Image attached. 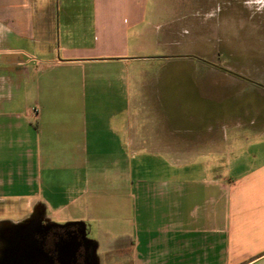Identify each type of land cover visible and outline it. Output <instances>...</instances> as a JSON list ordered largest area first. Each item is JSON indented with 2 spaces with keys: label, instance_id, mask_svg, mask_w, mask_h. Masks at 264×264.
Wrapping results in <instances>:
<instances>
[{
  "label": "crops",
  "instance_id": "crops-1",
  "mask_svg": "<svg viewBox=\"0 0 264 264\" xmlns=\"http://www.w3.org/2000/svg\"><path fill=\"white\" fill-rule=\"evenodd\" d=\"M234 1L0 0V148H25L9 175L0 153V207L20 178L25 189L10 196L28 211L0 227L81 224L95 249L96 220L102 253L127 254L128 264H264V110H172L169 72L159 69L169 52L212 41L218 22H233ZM252 141L256 151L242 154ZM137 154L177 170L148 185ZM25 261L41 264L0 251V264Z\"/></svg>",
  "mask_w": 264,
  "mask_h": 264
},
{
  "label": "rangeland",
  "instance_id": "rangeland-1",
  "mask_svg": "<svg viewBox=\"0 0 264 264\" xmlns=\"http://www.w3.org/2000/svg\"><path fill=\"white\" fill-rule=\"evenodd\" d=\"M238 1H234L231 7L229 6L227 9V13L232 12L234 21H231L228 26L224 22H218L217 34L213 36L212 41L200 45H187L189 49L187 48L184 52L168 53L170 55L169 61L172 60V63H166L159 69L169 72L168 79L163 84L165 89L163 94L167 98L170 109L186 111L210 109L264 110L260 98V92H264V84L258 80V78L261 79V75L264 76V44L259 41V28L262 26L259 18L261 13H257L260 3L257 0H248L247 7L244 4L245 0L241 5ZM262 4L264 6V2ZM224 45L229 46L228 51L224 49ZM160 53L165 54L166 52ZM177 69L181 72L179 79L173 73ZM210 69H216L219 73H215V76L214 73L210 75ZM224 73L230 76L226 77ZM232 76L236 80H231ZM205 91L211 93V101L194 97L199 92ZM7 135L16 138L18 134L14 130L9 131ZM254 144L255 141H252L248 147L239 148V150L242 151V154H244L243 151L253 154L256 151ZM192 149L186 148L184 164L186 173L194 170L193 163H191ZM24 150L25 148H21L15 143L13 146L0 148V153L4 156L3 168L8 175L12 171L17 172L23 165L21 153ZM137 155V175L138 177H148L146 178L149 181L148 185L153 182V186H159V180H151V177L159 178L160 173L164 171L172 173L177 170L175 166L166 167L161 163L148 162L144 157L141 158L143 155ZM140 179L142 180H137L138 186L140 181L144 180V178ZM20 181L22 179L15 178V184L6 185L3 194L4 200L2 201L3 206L0 207V219L17 221L28 213L27 210L20 208L18 202L10 196L12 192L25 189ZM143 184L144 182H142V186ZM157 202H159V198ZM149 217L153 218L152 213H149ZM153 219L159 222V212ZM88 223L92 226L91 230L89 229L91 232L88 233V238L95 242V246L97 245L94 249L97 264H128L127 254L122 259H115L112 253H102L100 248L102 244L100 243L98 246L97 243V240L100 239L97 234L99 223L96 220H88ZM118 229L117 224L112 222L109 228L110 232L116 233ZM10 230L13 228L7 227L6 224L0 227V251L10 252L21 249L16 236L14 238L9 236ZM124 230H129L125 223Z\"/></svg>",
  "mask_w": 264,
  "mask_h": 264
},
{
  "label": "flooded vegetation",
  "instance_id": "flooded-vegetation-1",
  "mask_svg": "<svg viewBox=\"0 0 264 264\" xmlns=\"http://www.w3.org/2000/svg\"><path fill=\"white\" fill-rule=\"evenodd\" d=\"M10 228L15 231L10 230L9 236H16L21 246L17 251L37 256L41 264L94 263V244L85 237L81 224L32 221L25 226L10 223Z\"/></svg>",
  "mask_w": 264,
  "mask_h": 264
},
{
  "label": "water",
  "instance_id": "water-1",
  "mask_svg": "<svg viewBox=\"0 0 264 264\" xmlns=\"http://www.w3.org/2000/svg\"><path fill=\"white\" fill-rule=\"evenodd\" d=\"M84 232H85V229H84ZM73 252H75V251L73 250Z\"/></svg>",
  "mask_w": 264,
  "mask_h": 264
}]
</instances>
